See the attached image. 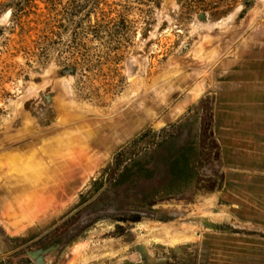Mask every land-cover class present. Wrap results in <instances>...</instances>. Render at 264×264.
<instances>
[{
  "label": "rangeland",
  "instance_id": "rangeland-1",
  "mask_svg": "<svg viewBox=\"0 0 264 264\" xmlns=\"http://www.w3.org/2000/svg\"><path fill=\"white\" fill-rule=\"evenodd\" d=\"M263 60L264 0H0V264H264L207 197L213 88Z\"/></svg>",
  "mask_w": 264,
  "mask_h": 264
},
{
  "label": "crops",
  "instance_id": "crops-1",
  "mask_svg": "<svg viewBox=\"0 0 264 264\" xmlns=\"http://www.w3.org/2000/svg\"><path fill=\"white\" fill-rule=\"evenodd\" d=\"M240 70L213 88L210 150L218 153L224 185L207 197L217 204L225 200V213L232 221L264 231V60ZM193 215L197 214L184 218L178 236L185 234V227L189 232L201 228V218Z\"/></svg>",
  "mask_w": 264,
  "mask_h": 264
},
{
  "label": "bare ground",
  "instance_id": "bare-ground-1",
  "mask_svg": "<svg viewBox=\"0 0 264 264\" xmlns=\"http://www.w3.org/2000/svg\"><path fill=\"white\" fill-rule=\"evenodd\" d=\"M23 215H24V214H23ZM10 217H11V216H10ZM12 219H13V218H12ZM17 226H19V225H17ZM17 226H16V227H17ZM7 228H8V227H7ZM20 229H21V228H20ZM162 229H164V228H162ZM165 229H166V228H165ZM18 230H19V229H18ZM166 230H167V229H166ZM159 231H161V230H159ZM161 232H164V230L161 231ZM181 233H182V232H181ZM189 234H190V233H189ZM156 235H157V234H156ZM169 235L171 236V234H169ZM192 235H193V234H192ZM194 235H195V234H194ZM157 236H158V235H157ZM165 236H166V233H165ZM158 237H159V236H158ZM160 237H161V236H160ZM185 237L188 238V236H186V234H183V233H182V235H180V236L175 235L173 239H172V238H170V239H172V241H171L172 243H173V242H176V243H177L178 241H181L183 238L185 239ZM193 237H194V236H193ZM162 238H163V237H162ZM190 238H191V237H190ZM188 239H189V238H188ZM192 239H194V238H192ZM166 240H167V238H166ZM166 240H165V243H166ZM182 241H183V240H182ZM182 241H181V242H182ZM167 242H168V241H167ZM165 243H164V244H165ZM169 243H170V242H169ZM172 243H171V244H172Z\"/></svg>",
  "mask_w": 264,
  "mask_h": 264
}]
</instances>
